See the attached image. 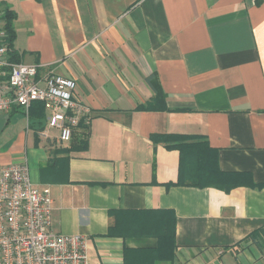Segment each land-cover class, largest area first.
<instances>
[{
    "label": "crops",
    "instance_id": "crops-1",
    "mask_svg": "<svg viewBox=\"0 0 264 264\" xmlns=\"http://www.w3.org/2000/svg\"><path fill=\"white\" fill-rule=\"evenodd\" d=\"M1 8L8 59L73 78L90 111L67 142L36 104L0 113V167L26 161L53 231L88 264H264V0Z\"/></svg>",
    "mask_w": 264,
    "mask_h": 264
},
{
    "label": "built area",
    "instance_id": "built-area-1",
    "mask_svg": "<svg viewBox=\"0 0 264 264\" xmlns=\"http://www.w3.org/2000/svg\"><path fill=\"white\" fill-rule=\"evenodd\" d=\"M4 36L0 9V113L12 106L27 113L33 101H41L47 122L40 134L56 129L60 141H69L90 113L75 96L76 81L10 61ZM51 209L49 192L31 182L26 161L0 167V264H88L85 237L53 231Z\"/></svg>",
    "mask_w": 264,
    "mask_h": 264
},
{
    "label": "trees",
    "instance_id": "trees-1",
    "mask_svg": "<svg viewBox=\"0 0 264 264\" xmlns=\"http://www.w3.org/2000/svg\"><path fill=\"white\" fill-rule=\"evenodd\" d=\"M1 10H2L3 29L5 31L4 40L8 46V51H9L10 47L12 46V42H13L14 36H15L14 28L12 25V21L14 19V14L8 8H1ZM12 56H13V54H12ZM31 104L37 105V107L39 108L38 109L39 110V116L43 117V115H44V111H43L44 110V104L41 101H33ZM43 128L44 127L42 126V129ZM172 137H174V136H172V135L167 136V138H169V139H172ZM183 137H181V138L185 139V140L184 141L181 140L178 144H175L174 146H180V143H188L189 141H187V139H189V137H191V136H187V137L183 136ZM199 143L202 144L203 142H199ZM230 175H233V174H230ZM166 236L168 238V243H173V241H174L173 232L168 231Z\"/></svg>",
    "mask_w": 264,
    "mask_h": 264
}]
</instances>
